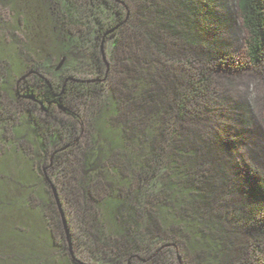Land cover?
Returning <instances> with one entry per match:
<instances>
[{"label": "trees", "instance_id": "trees-1", "mask_svg": "<svg viewBox=\"0 0 264 264\" xmlns=\"http://www.w3.org/2000/svg\"><path fill=\"white\" fill-rule=\"evenodd\" d=\"M0 5L32 55L0 50V150L14 156L0 159V215L14 218L0 226V264H264L263 201L227 211L213 200L209 140L186 134L216 112L221 133L232 130L233 107L215 87L233 52L223 0ZM234 5L248 62L263 72L264 0ZM247 171L264 194V175ZM232 224L249 238L225 262Z\"/></svg>", "mask_w": 264, "mask_h": 264}, {"label": "rangeland", "instance_id": "rangeland-1", "mask_svg": "<svg viewBox=\"0 0 264 264\" xmlns=\"http://www.w3.org/2000/svg\"><path fill=\"white\" fill-rule=\"evenodd\" d=\"M223 2L226 4L229 13V24L223 26L221 36L225 38L226 42L233 45V52L227 58H223L226 62L220 64L221 67L216 69L215 87L223 96L224 103L233 107L229 117V125L232 126V130L227 131L230 129L227 127L221 133L219 130L222 125L221 116L220 112H216L213 116H208L200 122L191 123L186 134L191 139L192 137L196 138L201 145L200 139L203 137L209 140L211 147L208 149L210 150L208 155L213 154L209 169L212 173L209 175L214 188H216L215 190L212 188V198L213 200L218 199L219 202L222 201L223 206L228 211L235 207H258L257 204L259 205L262 201L264 204L263 190L256 187L260 182L255 179V175L245 176L248 174L247 169L250 166L254 170L252 173L258 171L264 175V71L256 70L248 62L245 51L247 32L237 13L234 5L235 0H223ZM14 14L11 10L0 5V50L6 46L10 53L17 52L18 57L26 63L32 59V55L23 44L25 42L22 39L24 37L22 26L17 25ZM7 29L14 30L15 37L10 35ZM13 38L17 39L16 44L13 43ZM19 40L22 41L21 44H18ZM10 44H14L16 48ZM198 48V46L190 47V53H197ZM17 89H20L18 84ZM225 97H228V100ZM9 150L8 148L1 149L0 159ZM8 153L7 156L13 158L14 161L13 150ZM12 165L8 166L11 171L14 170ZM241 170L246 173H241ZM13 221L14 218L5 219L0 215V226L12 225ZM232 225L237 226L234 227L235 231L231 230L234 233L230 231L236 243H234L232 253L224 256V258L226 257L225 262L231 259L234 253L237 255L249 238V230H246L243 224ZM65 253V248L55 251L57 260L59 261L60 258L67 262L71 259ZM49 258L51 262H54L52 253H50Z\"/></svg>", "mask_w": 264, "mask_h": 264}, {"label": "water", "instance_id": "water-1", "mask_svg": "<svg viewBox=\"0 0 264 264\" xmlns=\"http://www.w3.org/2000/svg\"><path fill=\"white\" fill-rule=\"evenodd\" d=\"M64 62V59L62 60V62L59 64V67L63 64ZM34 71H30L28 74L24 75L22 77V79H25L27 76H29L31 73H33ZM52 190L54 192V196H55V199H56V202H57V205H58V208H59V211H60V214H61V217H62V220H63V223H64V226L66 228V231L67 233L69 234V229H68V222H67V219H66V216H65V212L63 210V206H62V203H61V200H60V197H59V194H58V191L56 189V187L54 185H52ZM70 252L72 254V256L74 257V254H73V251H72V247L70 245Z\"/></svg>", "mask_w": 264, "mask_h": 264}]
</instances>
